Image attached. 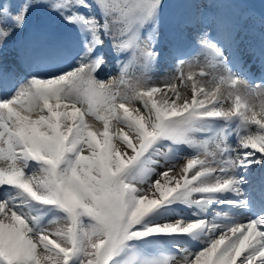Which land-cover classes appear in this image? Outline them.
Instances as JSON below:
<instances>
[{
	"label": "snow or ice",
	"instance_id": "1",
	"mask_svg": "<svg viewBox=\"0 0 264 264\" xmlns=\"http://www.w3.org/2000/svg\"><path fill=\"white\" fill-rule=\"evenodd\" d=\"M179 5L0 0V264H264V8Z\"/></svg>",
	"mask_w": 264,
	"mask_h": 264
},
{
	"label": "rangeland",
	"instance_id": "2",
	"mask_svg": "<svg viewBox=\"0 0 264 264\" xmlns=\"http://www.w3.org/2000/svg\"><path fill=\"white\" fill-rule=\"evenodd\" d=\"M250 2H251V4H254V6L262 5V7L264 8V3H262V1H260V0H251ZM173 8L176 10L177 13L183 10L180 7V5H179L178 0H175L173 2ZM235 11L237 13L240 12V10H238V9L235 10ZM32 17L37 20L36 26L39 29H44V30H47V31H50V32H54L56 30V27H57L56 21L53 18L48 17L46 15V13L42 9L35 10L34 13L31 16V18ZM241 23L244 25L245 29L248 31V33H249V35L251 37L254 36L255 34L260 35V33H261V24H260V20L257 17H254V18H251V19H241ZM163 25H164L165 29L162 28V31L164 29L165 30V34H167L168 29H169L168 26L170 27L171 23H166V24H163ZM252 38L259 41L258 38H254V37H252ZM8 54H10V56L13 55L12 53H8ZM13 62H14V58L12 60H9V59L6 58V63L11 64ZM111 70H112V74L113 75L117 74L115 65H113V64L111 65ZM136 70H137V67L135 65H133L129 69V75H132V73L136 72Z\"/></svg>",
	"mask_w": 264,
	"mask_h": 264
},
{
	"label": "bare ground",
	"instance_id": "3",
	"mask_svg": "<svg viewBox=\"0 0 264 264\" xmlns=\"http://www.w3.org/2000/svg\"><path fill=\"white\" fill-rule=\"evenodd\" d=\"M253 37L259 39L260 38V35L255 34ZM6 58L9 59V60H12L14 57H13V55L10 56V54H8V55H6ZM111 65L112 64L109 65L110 68H111ZM162 71L165 72V73L168 72L167 70H162ZM139 75H140V70L137 68L136 72H133L132 75H130V77L133 78V79H135ZM154 79H156L157 82H159V80H160V74L159 75H155L154 76ZM184 162L185 161L183 159H181V160L178 161V165H182Z\"/></svg>",
	"mask_w": 264,
	"mask_h": 264
}]
</instances>
